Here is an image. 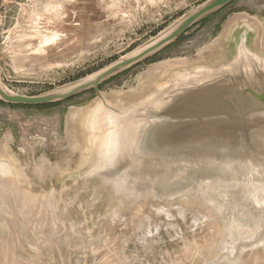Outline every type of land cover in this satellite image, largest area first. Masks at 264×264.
<instances>
[{
    "label": "rangeland",
    "instance_id": "1",
    "mask_svg": "<svg viewBox=\"0 0 264 264\" xmlns=\"http://www.w3.org/2000/svg\"><path fill=\"white\" fill-rule=\"evenodd\" d=\"M11 1L0 28V84L34 97L91 79L207 0ZM242 39L248 52L264 54V0H235L207 15L102 83L100 94L131 106L181 74L231 63ZM106 116L94 89L43 106L0 100V264H264V200L235 189L249 185L226 178L206 188L215 179L187 177L175 163L181 154L167 158L173 164L146 154L142 165H106L91 141L111 130ZM154 163L157 177L171 180L131 186Z\"/></svg>",
    "mask_w": 264,
    "mask_h": 264
},
{
    "label": "water",
    "instance_id": "2",
    "mask_svg": "<svg viewBox=\"0 0 264 264\" xmlns=\"http://www.w3.org/2000/svg\"><path fill=\"white\" fill-rule=\"evenodd\" d=\"M233 1L207 0L169 33L85 82L34 97L12 95L0 84V100L10 105L43 106L94 89L107 111V124L111 130H119L114 136L118 150L103 159L106 165L109 162L118 166L122 161L142 165L140 156L146 154L151 161L163 156L173 164L167 158L181 154L185 159L175 163L180 167L183 162L180 170L187 177L195 181L200 176L215 179L206 188L221 185L228 178V186L240 182V187L249 186L236 190L247 191L250 197L257 192L259 196L264 186V58L248 52L244 39L237 60L238 53L221 68L198 67L181 74L131 106L109 105L99 91L102 83L171 45L204 17ZM153 94L155 98L151 99ZM107 118H112L114 124ZM148 172L147 177L138 172L131 186L142 189L145 180H171L168 176L157 177L156 164H149Z\"/></svg>",
    "mask_w": 264,
    "mask_h": 264
},
{
    "label": "bare ground",
    "instance_id": "3",
    "mask_svg": "<svg viewBox=\"0 0 264 264\" xmlns=\"http://www.w3.org/2000/svg\"><path fill=\"white\" fill-rule=\"evenodd\" d=\"M52 39V38H51ZM45 42H46V40H45ZM49 43H47V45H48ZM46 46V45H45ZM44 46V47H45ZM259 52V51H258ZM259 55H260V57L261 58H264V54H262L261 52H259ZM3 90H5L4 89V87H3ZM6 91V90H5ZM7 92V91H6ZM8 93V92H7ZM153 98H155L154 97V94L153 95H151V99H153ZM108 119V121L110 122V124H114L113 123V119L112 118H107ZM100 118H99V115H98V113H95L94 115H93V117L91 118V120H90V122H89V131L91 132V133H95V131L96 130H98V128H97V125L100 123ZM114 130H110V132L105 136V137H100V135H93L92 137H91V141H92V143H93V145H94V147L95 148H99V150L101 151V149L102 150H104L102 153H100L98 156V158H99V161H100V159H107L108 157H110V156H113L115 153H116V151L118 150V143L116 142V140H115V138H114V136H115V134H116V132H118L119 130L115 127V128H113ZM88 143V142H87ZM97 145H99V146H97ZM3 169V164L2 163H0V169ZM261 192H263L264 193V186L262 187V189H261ZM251 196L256 200V202H258V203H260V202H263V200H264V196H257V192H253V193H251ZM264 243V237H263V239H261V241H259V245L260 244H263ZM257 247V246H256ZM245 249V248H244ZM244 249H242V250H244ZM242 254V253H241ZM241 254H239L237 257H239ZM240 261V260H239Z\"/></svg>",
    "mask_w": 264,
    "mask_h": 264
},
{
    "label": "built area",
    "instance_id": "4",
    "mask_svg": "<svg viewBox=\"0 0 264 264\" xmlns=\"http://www.w3.org/2000/svg\"><path fill=\"white\" fill-rule=\"evenodd\" d=\"M11 3V0H0V28L5 22L7 9Z\"/></svg>",
    "mask_w": 264,
    "mask_h": 264
},
{
    "label": "crops",
    "instance_id": "5",
    "mask_svg": "<svg viewBox=\"0 0 264 264\" xmlns=\"http://www.w3.org/2000/svg\"><path fill=\"white\" fill-rule=\"evenodd\" d=\"M118 106H120V105H118Z\"/></svg>",
    "mask_w": 264,
    "mask_h": 264
}]
</instances>
